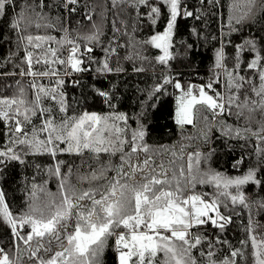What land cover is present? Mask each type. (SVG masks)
Returning a JSON list of instances; mask_svg holds the SVG:
<instances>
[{"label":"trees","instance_id":"16d2710c","mask_svg":"<svg viewBox=\"0 0 264 264\" xmlns=\"http://www.w3.org/2000/svg\"><path fill=\"white\" fill-rule=\"evenodd\" d=\"M149 4L161 8L155 24L147 15L150 7L137 5L135 0H115V3L113 0H76L67 6L66 0H11L6 5L0 14V98L15 97L32 102L38 90L32 87L33 83L56 89V101L45 97L41 100L40 106L51 109V113L38 112L33 116L31 124L25 126L29 134L33 126L39 128L49 116L58 125L62 119L94 112L110 118L103 134L112 143L104 144L109 152L84 149L79 153L58 152L53 157L28 145L10 143L9 128L14 127V122L0 120V150L10 144L20 156V160L0 163V190L4 192L9 211L19 218L29 212L30 206L44 209L52 201L58 203L62 181L65 187L72 185L78 190L100 189L108 178L115 176L120 157L127 159L131 153L133 132L143 130V140L137 138L136 145L146 144L148 151L140 147L133 154V161L137 156L141 161L150 157V167L158 173L157 165L162 164L168 170L169 179L173 173L179 177L181 166L187 177L188 154L196 152L201 153L200 163L197 165L193 159L191 175L197 180L204 173L238 177L249 169L256 170V179L261 183L249 182L240 189L247 207L239 202L233 204L229 197L221 195L225 189L222 186L217 189L212 182H196L194 188L186 191V195L198 194L209 202L217 200L220 214L231 218L223 229L208 221L189 230L190 239L201 237V243L191 250L196 264H224L226 259L234 264H254L251 237L255 236L258 241L264 237V141L251 135L264 128L261 97L253 91V88L259 90V73L264 69V0L251 3L249 0H180L181 15L173 29L170 58L166 63L157 60L163 51L149 41L164 31L169 19L168 8L161 0H149ZM183 11L192 15L184 16ZM27 36L54 39L34 40L29 44ZM92 36L96 39H89ZM68 40L79 47L75 57L82 61L79 65L82 71H74L67 63L73 46ZM249 40L255 43L256 52L262 58L256 69L247 67L256 55L245 43ZM37 43L39 48L35 47ZM237 45H242V50ZM49 49L56 50L55 57ZM218 51L223 55L221 67H217ZM28 52L32 53V71L54 70L56 75H27ZM37 59L41 62L36 63ZM45 59L51 63L45 64ZM58 60L65 63L60 64ZM229 72L235 81L231 88L228 87ZM239 76L244 80L237 79ZM166 79L170 82L165 83ZM57 80L64 83L58 85ZM177 81L182 90L198 85L214 97L220 93L225 111L213 116L210 110L198 105L193 112V123L178 127L174 121L176 99L181 92L175 87ZM209 83L211 89L207 88ZM236 83L242 84L239 90L235 88ZM193 90L197 94L198 88ZM61 92L66 112L59 110ZM100 92L108 96H101ZM229 96L234 98L231 104H228ZM119 114L126 119H116ZM17 118L23 121V116ZM116 128L123 131L117 132ZM202 131L207 133V139L201 135ZM45 135L41 133L40 138ZM120 140L126 142L121 146ZM59 147L66 145L60 143ZM121 147L122 151H115ZM61 161L57 175L55 167ZM93 174L101 178L93 179ZM227 191L236 194L234 187ZM18 231L26 237L30 227L25 225ZM121 231L125 230L117 229V233ZM26 247L0 216V248L14 262L18 256L27 262ZM237 250L238 254L232 256ZM210 251L212 256L208 255ZM115 254L112 236L104 245L99 264H116Z\"/></svg>","mask_w":264,"mask_h":264},{"label":"snow or ice","instance_id":"6c2138e0","mask_svg":"<svg viewBox=\"0 0 264 264\" xmlns=\"http://www.w3.org/2000/svg\"><path fill=\"white\" fill-rule=\"evenodd\" d=\"M115 3V0H113ZM163 5H167L169 19L163 32L157 33L150 38V43L154 47L161 49L163 55L158 56L157 60L166 63L170 58L169 48L171 47V37L176 25L177 17L181 15L180 0H161ZM252 0H249L251 3ZM11 0H0V14L3 13L7 4ZM76 0H66L67 4H74ZM137 5H148L150 11L148 17L152 23H156V18L161 14V8L149 4V0H135ZM74 10V9H73ZM251 11V9H249ZM184 16H191L192 12L183 11ZM15 26V25H14ZM39 26V25H38ZM29 44L33 41L51 40L53 37L27 36ZM89 39H96L95 36ZM64 42V41H61ZM72 44L71 52L67 63L71 65L74 71H82L79 65L82 63L75 56L79 52V47L71 40L66 41ZM251 50L256 52V46L253 41H246ZM39 48L40 44H35ZM242 45H237L238 50H242ZM53 57L56 56L55 49L48 50ZM91 51V49H88ZM223 58L222 51L217 53V67H221ZM259 52H256L255 58L248 63L249 69H256L261 62ZM29 70L27 75L31 76H49L56 75L54 70L44 72L32 71V53L28 52L26 56ZM40 59L36 63H40ZM64 64V60H58ZM45 64L51 61L45 59ZM107 68V64L104 65ZM240 67L239 62L236 68ZM22 75L25 73H21ZM228 87L231 88L235 83L231 72L228 73ZM260 87L256 92L261 97L260 106L264 109V69L259 73ZM237 79L243 81L244 77L239 76ZM167 79L165 83H168ZM63 80H57L58 85H62ZM33 88L38 89L35 100L29 102L23 98H0V120L5 122H14V127L9 128L10 143L28 145L30 149L37 152L45 151L53 157L58 152H81L84 149H90L96 153L109 152L108 147L104 144L112 143L104 136L105 130L109 127L108 116H100L96 113L84 112L81 116L69 117L62 119L60 124H56L54 119L49 116L45 119L39 128L33 126L31 134L26 130V125L31 124V118L39 114L51 113V109L42 108V97L57 100L56 89H47L43 85L37 86L32 84ZM177 89L182 90L179 81L175 83ZM194 85H189L188 90L177 98L176 123L179 125L192 124L193 110L197 105L203 106L210 110L213 116L217 115L216 110L220 113L225 111V103L220 102L223 97L216 93L215 97L209 95L204 86L199 88V96L193 94ZM242 84L236 83L235 88L239 90ZM207 88L211 89L209 83ZM23 94V89H21ZM101 96H108L106 92H100ZM60 112H66L67 107L63 99V93H59ZM233 97L229 96L228 104L233 103ZM256 101H253L255 104ZM31 104V106H28ZM23 106V111H21ZM23 116V121L18 119ZM116 119L125 120L123 114H119ZM103 125V127H101ZM111 127H115L112 125ZM231 129H229L230 131ZM117 132L123 131L116 128ZM246 131H251L247 129ZM45 133V138L41 139L40 134ZM145 133L143 130L133 132V147L131 153L121 156V163L116 166L115 176L108 178V182L100 189L89 188L87 190H78L75 186L61 182V198L59 202H50L44 209H38L35 206L29 207V212L17 218L9 211L5 202L4 192L0 190V216L11 227L14 236L21 239L27 247L24 252L28 254L27 262L23 261L20 256L14 262L10 259L9 254L0 248V264H99V256L102 254L104 245L109 237L116 236V250L118 253V264H196L195 259L191 256V250L201 243V237L196 236L190 239V229L195 225H203L208 221L221 229L230 222V217H224L219 212L217 200L206 201L201 195H186V191L195 187V183H215L217 189L221 186L225 189L221 195L229 197L233 204L239 202L247 207L246 198L241 187L249 182L260 184L261 181L256 179V170L249 169L243 176L224 177L221 173H204L203 177L197 180L196 176L191 175L193 171V159L199 165L201 153H189L187 172L180 168L179 177L174 173L169 179L168 170L164 169L162 164L156 168L150 167L152 163L150 157H145L141 161L139 156L133 161V154L138 152L142 147L144 152L148 151V146L136 145L137 138L143 140ZM201 135L207 139V133L202 131ZM237 135H240L237 131ZM252 136L264 141V128L259 132H252ZM15 137V139H12ZM126 141L120 140L122 146ZM60 143L66 145L60 148ZM115 151H122L121 148ZM258 151H261L258 149ZM113 154H115L113 152ZM183 155V149H181ZM0 163L6 160H20L12 147H6L0 150ZM23 163V161H21ZM60 163L55 167V173H60ZM174 163V162H172ZM155 173V174H153ZM101 177L93 174V179ZM121 181H124L123 183ZM174 181V183H173ZM35 187V186H34ZM236 189V194L227 191L230 188ZM227 205H225L226 207ZM214 212L220 221L209 215ZM25 225L30 227L27 236H21L18 228H24ZM123 228L117 234V229ZM251 231V228L249 229ZM194 241V242H193ZM252 255L254 264H264V237L259 241L255 236L251 237ZM238 250L232 252L236 256ZM163 256L160 260L159 257ZM209 256L213 253L210 251ZM214 264V262H213ZM224 264H234V261L225 260Z\"/></svg>","mask_w":264,"mask_h":264},{"label":"rangeland","instance_id":"374dc122","mask_svg":"<svg viewBox=\"0 0 264 264\" xmlns=\"http://www.w3.org/2000/svg\"><path fill=\"white\" fill-rule=\"evenodd\" d=\"M76 58V57H75ZM77 59V58H76ZM71 66V65H70ZM195 88H198V91H197V94L195 93V91L193 90V94L194 95H196V96H199V88H200V86H198V85H196L193 89H195ZM181 90V89H180ZM184 92H186V90H183ZM182 95V90H181V92L178 94V96H177V98L178 97H180ZM221 102V101H220ZM198 106V105H197ZM197 106H196V108L193 110V112L197 109ZM176 109H177V99H176ZM176 109H175V112H174V121H175V123H176ZM216 112H217V115H219L220 114V112H219V110L217 109L216 110ZM216 115V116H217ZM192 120H193V115H192ZM177 124V123H176ZM177 125H179V124H177ZM9 147H12L13 148V146H10V144H9ZM2 150H4V149H2ZM191 195V194H190ZM209 215L210 216H212L214 219H217L218 220V222H220V220H219V218L216 216V214L214 213V212H210L209 213ZM119 233V232H118ZM117 233V234H118ZM114 246H115V252H116V264H118V253H117V250H116V236L114 235ZM14 255H15V252H14ZM159 258H163V256L161 255ZM13 260V259H12Z\"/></svg>","mask_w":264,"mask_h":264},{"label":"water","instance_id":"95a60500","mask_svg":"<svg viewBox=\"0 0 264 264\" xmlns=\"http://www.w3.org/2000/svg\"><path fill=\"white\" fill-rule=\"evenodd\" d=\"M178 127H182V126L180 125V126H178Z\"/></svg>","mask_w":264,"mask_h":264}]
</instances>
